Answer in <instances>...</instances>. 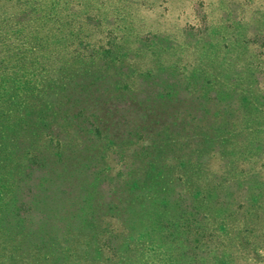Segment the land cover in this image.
I'll return each mask as SVG.
<instances>
[{"label":"rangeland","instance_id":"374dc122","mask_svg":"<svg viewBox=\"0 0 264 264\" xmlns=\"http://www.w3.org/2000/svg\"><path fill=\"white\" fill-rule=\"evenodd\" d=\"M0 264H264V0H0Z\"/></svg>","mask_w":264,"mask_h":264}]
</instances>
